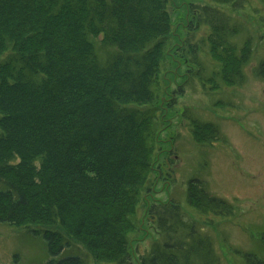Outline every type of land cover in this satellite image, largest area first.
<instances>
[{"label":"trees","instance_id":"16d2710c","mask_svg":"<svg viewBox=\"0 0 264 264\" xmlns=\"http://www.w3.org/2000/svg\"><path fill=\"white\" fill-rule=\"evenodd\" d=\"M224 6L243 4L191 3L183 40L194 78L211 93L243 86L254 56L252 37L240 45L246 29ZM203 27L199 43L218 61L212 73L190 41ZM175 37L170 0H0V223L44 235L57 256L46 264H135L131 243L156 163ZM254 73L264 80V57ZM190 121L198 143L221 141L217 125ZM186 199L203 217L234 214L199 179ZM147 215L160 240L137 264H221L179 202L152 203ZM70 239L86 256H61Z\"/></svg>","mask_w":264,"mask_h":264},{"label":"rangeland","instance_id":"374dc122","mask_svg":"<svg viewBox=\"0 0 264 264\" xmlns=\"http://www.w3.org/2000/svg\"><path fill=\"white\" fill-rule=\"evenodd\" d=\"M208 2L170 0L176 46L162 75L164 122L154 171L139 209L141 230L132 238L135 264L155 240H160L147 215L148 206L169 200L179 202L183 212L212 238L221 264H244L235 250L256 254L264 260V80L254 73L264 57V5L261 0H241L243 7L239 10L224 6L227 14L246 29L244 35L236 38L240 45L247 35L252 37L254 56L245 68L243 86H222L221 90L211 93L194 78L196 67L183 42L189 30V5ZM207 33L204 27L192 31L190 41L194 39V44H199L198 56L212 73L218 69V61L199 43ZM189 116L217 125L221 141L212 145L198 143ZM191 179L203 181L210 194L233 205L234 214L200 216L186 199ZM70 241L72 245L62 257L86 256L80 245ZM52 258L57 256H51L44 235L0 223V264H46ZM89 262L96 264L92 259Z\"/></svg>","mask_w":264,"mask_h":264}]
</instances>
